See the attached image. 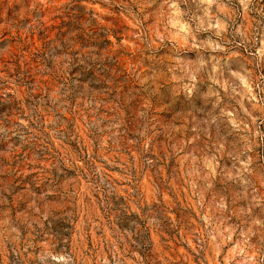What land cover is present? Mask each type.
Instances as JSON below:
<instances>
[{"label":"rangeland","instance_id":"rangeland-1","mask_svg":"<svg viewBox=\"0 0 264 264\" xmlns=\"http://www.w3.org/2000/svg\"><path fill=\"white\" fill-rule=\"evenodd\" d=\"M0 264H264V0H0Z\"/></svg>","mask_w":264,"mask_h":264}]
</instances>
